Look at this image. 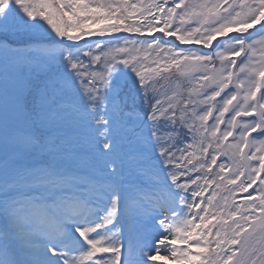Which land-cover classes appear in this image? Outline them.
I'll use <instances>...</instances> for the list:
<instances>
[{"label": "snow or ice", "instance_id": "1", "mask_svg": "<svg viewBox=\"0 0 264 264\" xmlns=\"http://www.w3.org/2000/svg\"><path fill=\"white\" fill-rule=\"evenodd\" d=\"M0 264H264V0H0Z\"/></svg>", "mask_w": 264, "mask_h": 264}]
</instances>
